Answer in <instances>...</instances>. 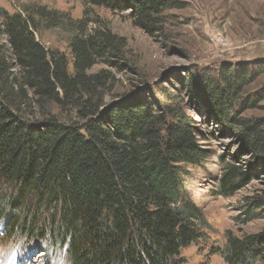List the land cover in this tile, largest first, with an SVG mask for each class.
<instances>
[{"label": "trees", "instance_id": "obj_1", "mask_svg": "<svg viewBox=\"0 0 264 264\" xmlns=\"http://www.w3.org/2000/svg\"><path fill=\"white\" fill-rule=\"evenodd\" d=\"M171 5L85 0L78 20L34 4L13 14L0 8V184L9 191L0 195L2 240L47 243L67 264H185L180 251L204 238L208 224L189 202L183 176L208 152L195 144V129L176 105L180 96L164 93L169 104L159 107L143 95L104 104L111 76L90 73L100 64L119 66L113 60L122 55L110 31L88 30V9L129 11L134 26L150 31ZM55 29L70 32V59L37 40ZM259 73L223 65L213 76L180 80L257 158L264 157V124L233 111ZM238 176L246 174L227 168L220 196L241 187ZM211 252L225 264L262 263L264 230L227 232L224 246Z\"/></svg>", "mask_w": 264, "mask_h": 264}, {"label": "rangeland", "instance_id": "obj_2", "mask_svg": "<svg viewBox=\"0 0 264 264\" xmlns=\"http://www.w3.org/2000/svg\"><path fill=\"white\" fill-rule=\"evenodd\" d=\"M165 1L172 7L162 14L158 28L150 31L134 26L129 11L88 9V30L110 31L118 39L122 55L113 60L119 66L100 64L90 73L105 71L111 76L104 89V104L143 95L159 107L169 104L164 93L180 96L176 105L195 129L194 142L208 152L206 159L184 167L183 176L188 200L202 214L208 229L202 240L182 249L180 257L185 264H225L211 251L224 246L227 232L242 237L264 230V157L251 156L239 136L232 129L222 128L199 98H192L180 86V80L192 74L213 76L223 65L254 66L260 73L245 87L233 115L264 124V67L254 65L264 62V0ZM84 2L0 0V8L13 14L34 4L78 20L84 15ZM69 35L55 29L36 37L46 49L57 50L70 59ZM231 166L246 176L237 177L241 187L231 197H222L219 180ZM8 192L0 184V195ZM1 228L0 219V264H67L64 252L47 243L26 242L19 237L2 240Z\"/></svg>", "mask_w": 264, "mask_h": 264}]
</instances>
